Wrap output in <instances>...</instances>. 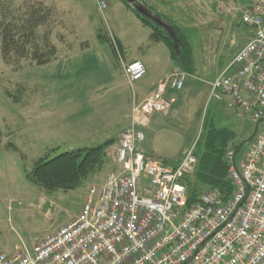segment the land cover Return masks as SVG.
<instances>
[{
    "label": "rangeland",
    "instance_id": "rangeland-1",
    "mask_svg": "<svg viewBox=\"0 0 264 264\" xmlns=\"http://www.w3.org/2000/svg\"><path fill=\"white\" fill-rule=\"evenodd\" d=\"M12 1L18 6L24 0ZM42 1L55 11L51 42L59 49L56 59L41 66L25 60L16 67L0 55V252L7 254L31 248L68 224L80 213L90 188H101L115 170L112 151L123 129L131 126L133 103L142 101L140 90L151 75L133 84L126 80L112 45L98 41V28L108 38L114 31L128 40L126 62H131L128 55L142 51L136 47L140 40L144 52L156 45L121 0H108L103 15L97 0ZM145 2L167 16L169 25L185 31L194 45L196 66L191 83L171 96L180 104L169 112L172 102L168 112L156 114L142 128L146 153L172 163L210 127H227L237 133L239 162L257 123L232 105L230 94L213 92V83L249 39L250 29L241 17L244 0ZM262 133L264 122L258 131ZM112 139L103 164L77 188L48 190L32 180L40 158Z\"/></svg>",
    "mask_w": 264,
    "mask_h": 264
},
{
    "label": "built area",
    "instance_id": "built-area-1",
    "mask_svg": "<svg viewBox=\"0 0 264 264\" xmlns=\"http://www.w3.org/2000/svg\"><path fill=\"white\" fill-rule=\"evenodd\" d=\"M103 12L108 0H97ZM252 38L214 81V91L264 122V0H249L241 13ZM110 29V28H109ZM110 42L133 84L146 66L126 62L111 32ZM188 74L176 66L150 95L134 102L131 126L111 154L115 167L101 188L92 187L80 213L31 248L0 252V264H264V134L253 138L238 162L229 149V198L211 188L186 208V179L198 163L196 144L176 164L146 153L151 118L170 110L169 89L181 91Z\"/></svg>",
    "mask_w": 264,
    "mask_h": 264
},
{
    "label": "trees",
    "instance_id": "trees-1",
    "mask_svg": "<svg viewBox=\"0 0 264 264\" xmlns=\"http://www.w3.org/2000/svg\"><path fill=\"white\" fill-rule=\"evenodd\" d=\"M136 16L152 29L151 39L165 43L172 57L181 69L194 74L195 50L194 45L185 31L178 25L171 26L181 40L182 48L177 55L170 35L148 17L142 15L133 5L122 0ZM140 1L153 13L159 14L168 23V18L156 11L145 0ZM12 0H0V55L8 64H19L31 60L36 65H46L53 62L59 54L56 44L51 42L55 11L52 6L42 0H24L21 4L13 5ZM173 24V25H172ZM103 27L98 28L97 39L104 44H110V39ZM263 121L257 123V126ZM2 130L0 127V136ZM237 133L227 127L212 126L202 133L196 143L198 163L193 174L187 179V200L185 207L190 208L199 200L204 191L217 188L229 198L234 191V185L229 177V161L227 152L234 149L237 152L241 145L236 144ZM114 140H108L92 147H84L60 153L47 159L40 158L32 172V180L48 190H72L105 159V152ZM201 145L200 148L198 146Z\"/></svg>",
    "mask_w": 264,
    "mask_h": 264
},
{
    "label": "crops",
    "instance_id": "crops-1",
    "mask_svg": "<svg viewBox=\"0 0 264 264\" xmlns=\"http://www.w3.org/2000/svg\"><path fill=\"white\" fill-rule=\"evenodd\" d=\"M236 1H238V0H235V2ZM109 2V1H108ZM121 2H123L122 0H121ZM244 3L245 4H248L249 3V0H244ZM243 3V4H244ZM109 4H111V3H109ZM123 4H124V2H123ZM126 5V4H125ZM126 7L130 10V11H132L127 5H126ZM133 12V11H132ZM101 13H102V15L105 13V11L104 12H102L101 11ZM133 14H135L134 12H133ZM106 17V16H105ZM167 17V16H166ZM138 18V17H137ZM106 19V18H105ZM139 19V18H138ZM140 20V19H139ZM140 22H141V26H144L145 28H148V30L149 31H147V33H148V37L150 38V40L151 41H153L152 39H151V33H152V29L149 27V26H147V25H145L141 20H140ZM138 26V25H137ZM139 31H143L144 32V29H142V28H140L139 29ZM114 32V31H113ZM146 32V31H145ZM116 34V33H115ZM144 34V33H143ZM252 36H253V31L250 29L249 30V39L247 40V42L252 38ZM116 38H117V40H118V42H119V44H120V46L122 47V49H123V51H124V56H126V52H127V48H128V46H130V44L128 43V40H125L123 37H121L119 34L117 35L116 34ZM138 40V38L137 37H135V42ZM153 42H155L154 44H156L155 46H150L151 48H150V51H147V52H144L143 51V45L145 44V42L143 41V40H140L139 42H137V44H136V47L138 48V49H142V51H140V54L138 53L137 55L136 54H134V53H132V54H130L131 56H129L128 55V60H130L131 62H133V61H141L145 66H146V69H147V73L146 74H150L151 76L149 77V79H148V82H147V84H146V86L145 87H143L142 88V90H140V101L142 100V101H144L149 95H150V93L153 91V89L155 88V86L161 81V80H163L168 74H170V72L176 67V63H175V61H174V59H173V57H172V53H171V51H170V49H169V47L165 44V43H163V42H160V41H153ZM247 42H245V44H244V46L246 45V43ZM167 46V47H166ZM243 46V47H244ZM242 47V48H243ZM167 48V49H166ZM240 49L241 48H239V50H238V52L240 51ZM237 52V53H238ZM153 66L156 68V69H158V70H160V71H157V73H154V69H153ZM188 74V77H187V80H186V83L188 82V84H190L191 83V80L189 79L192 75H194V74H189V73H187ZM189 79V80H188ZM185 86H186V84H185ZM174 92H176L175 90H172V89H169L168 90V92H166V97L168 98V99H173V103H174V101H175V98L173 97H171L172 95L174 96ZM213 92H214V88H213ZM181 98H180V101L182 100V95L180 94L179 95ZM180 104V102H178L176 105H175V103L173 104V105H175V106H173L172 107V109L169 111V112H171L174 108H176L178 105ZM232 105L233 106H236L235 104H234V101H233V99H232ZM155 116V115H154ZM153 116V117H154ZM151 120H152V118H151ZM128 128V127H127ZM126 129V128H125ZM124 130V129H123ZM145 148V147H144ZM183 152V151H182ZM181 155V154H180ZM178 156L171 164H176L180 159H181V157H182V155L181 156Z\"/></svg>",
    "mask_w": 264,
    "mask_h": 264
},
{
    "label": "water",
    "instance_id": "water-1",
    "mask_svg": "<svg viewBox=\"0 0 264 264\" xmlns=\"http://www.w3.org/2000/svg\"><path fill=\"white\" fill-rule=\"evenodd\" d=\"M126 1L131 3L133 7H135L139 12L142 13L143 16L151 19L154 23L159 25L163 30H165L170 35V37L173 40L177 55H179L180 50L182 48V43L177 33L173 29V27L169 25L166 21H164L159 14L153 13L150 9H148L144 5L137 4L134 0H126ZM257 131H258V127L255 128L253 134L249 137V139L246 140V142H251L253 138L255 137Z\"/></svg>",
    "mask_w": 264,
    "mask_h": 264
},
{
    "label": "bare ground",
    "instance_id": "bare-ground-1",
    "mask_svg": "<svg viewBox=\"0 0 264 264\" xmlns=\"http://www.w3.org/2000/svg\"><path fill=\"white\" fill-rule=\"evenodd\" d=\"M109 37H110V35H109ZM123 74H124V77L126 78V80H128V78H127V76H126V74H125V71L123 70ZM129 81V80H128ZM130 82V81H129ZM155 87H157V85L155 86ZM167 92V91H166ZM166 92H165V96H166ZM166 112H168V110L167 111H165V112H163V113H166Z\"/></svg>",
    "mask_w": 264,
    "mask_h": 264
},
{
    "label": "flooded vegetation",
    "instance_id": "flooded-vegetation-1",
    "mask_svg": "<svg viewBox=\"0 0 264 264\" xmlns=\"http://www.w3.org/2000/svg\"><path fill=\"white\" fill-rule=\"evenodd\" d=\"M137 4H140V0H134Z\"/></svg>",
    "mask_w": 264,
    "mask_h": 264
}]
</instances>
